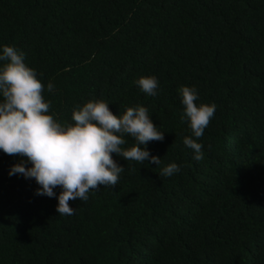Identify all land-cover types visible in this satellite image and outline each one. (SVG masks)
Returning a JSON list of instances; mask_svg holds the SVG:
<instances>
[{"label": "trees", "instance_id": "16d2710c", "mask_svg": "<svg viewBox=\"0 0 264 264\" xmlns=\"http://www.w3.org/2000/svg\"><path fill=\"white\" fill-rule=\"evenodd\" d=\"M0 45L55 84L44 97L61 123L103 100L116 115L147 107L165 133L147 146L159 166L113 154L118 184L70 200L71 216L0 152V264H264V0H0ZM181 86L217 106L199 162ZM173 162L181 171L159 176Z\"/></svg>", "mask_w": 264, "mask_h": 264}, {"label": "clouds", "instance_id": "9594fccd", "mask_svg": "<svg viewBox=\"0 0 264 264\" xmlns=\"http://www.w3.org/2000/svg\"><path fill=\"white\" fill-rule=\"evenodd\" d=\"M134 83L146 95H158L159 81L155 76H141ZM45 91L54 93L55 84L49 81L45 85L36 69L25 63L22 51L0 45V152L22 157L10 166L8 175L34 179L39 186L36 195L55 197L59 215L75 214L70 200L86 202L91 191L118 184L124 167L113 154L140 164H161V158L152 155L147 146L152 141H163L165 133L153 123L147 107H127L116 115L108 102L89 100L72 110L74 123H61L50 113L51 101L45 99ZM178 93L183 105L181 121L187 122L191 130L183 144L199 162L203 159V145L197 141L217 106L198 104L195 87L181 86ZM126 137L135 141L128 148L122 147ZM180 171L173 162L164 166L159 176L168 178Z\"/></svg>", "mask_w": 264, "mask_h": 264}]
</instances>
